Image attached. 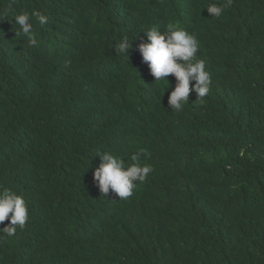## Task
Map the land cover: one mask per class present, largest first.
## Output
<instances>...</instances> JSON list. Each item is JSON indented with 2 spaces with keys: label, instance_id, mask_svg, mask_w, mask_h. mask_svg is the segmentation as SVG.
<instances>
[{
  "label": "trees",
  "instance_id": "1",
  "mask_svg": "<svg viewBox=\"0 0 264 264\" xmlns=\"http://www.w3.org/2000/svg\"><path fill=\"white\" fill-rule=\"evenodd\" d=\"M212 2L0 0V188L29 210L0 264H264V0ZM37 11L31 47L13 17ZM169 23L212 75L180 112L138 48ZM105 150L153 167L127 200L94 182Z\"/></svg>",
  "mask_w": 264,
  "mask_h": 264
},
{
  "label": "clouds",
  "instance_id": "2",
  "mask_svg": "<svg viewBox=\"0 0 264 264\" xmlns=\"http://www.w3.org/2000/svg\"><path fill=\"white\" fill-rule=\"evenodd\" d=\"M233 0H216L209 3L207 11L211 17L219 18L225 9L231 8ZM15 25L19 26L17 36L27 37L31 47L37 46L34 36L33 18L40 25L47 23L48 17L42 12H22L14 15ZM3 19V18H0ZM146 41L139 45L143 61L148 62L152 76L156 82H164L165 89L169 86L167 79L173 74L176 79L174 90L169 96V106L174 112L182 111L189 102L190 91L197 94L201 104L209 95L212 84L211 72L207 69L206 61L197 57L200 43L195 34L189 33L185 28L175 23H169L164 31L157 26H151L144 30ZM132 39L124 36L115 45L116 55H121L129 60V50L132 47ZM190 81L195 83L190 85ZM161 99V97H160ZM100 164L95 168L93 178L100 192L106 196L109 189L119 197V200H127L133 195V190L138 183L146 181L153 167L147 163H141L143 150L131 156L133 163L128 164L122 156L105 150L98 152ZM6 219L10 223L0 228V241L16 234L17 228L23 229L29 220V210L22 194L12 191L10 188H0V224Z\"/></svg>",
  "mask_w": 264,
  "mask_h": 264
}]
</instances>
